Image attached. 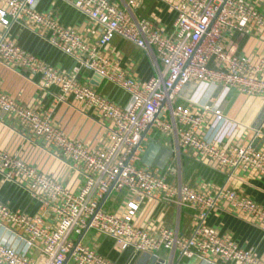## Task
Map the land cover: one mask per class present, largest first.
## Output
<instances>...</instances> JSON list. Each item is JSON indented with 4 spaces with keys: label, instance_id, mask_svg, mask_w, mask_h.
I'll return each instance as SVG.
<instances>
[{
    "label": "built area",
    "instance_id": "1",
    "mask_svg": "<svg viewBox=\"0 0 264 264\" xmlns=\"http://www.w3.org/2000/svg\"><path fill=\"white\" fill-rule=\"evenodd\" d=\"M64 1L100 27L97 41L89 42L75 27L39 12L37 0H0V61L39 74L44 90H58L55 103L45 111L0 90V110L83 182L74 190L64 180L0 148L3 181L20 186L40 205V212L32 214L0 199V225L21 233L27 250L38 249L47 257L45 264H130L118 263L85 244L83 237L91 230L113 239L118 252L131 249L155 255L158 264H189L193 258L207 264H264L254 250L206 224L208 213L225 203L264 230V204L227 185L216 191L206 182L191 186L181 180L178 169L182 154L192 151L201 160L212 161L228 180L237 171L264 178V149L252 143L223 145L220 138L204 134L211 115L215 123L225 126L227 117L219 105L178 103L179 91L191 83H206L223 93L237 88L264 99V58L238 54L225 44L229 32L264 39V14L248 0H158L176 13L173 31L166 33L133 15L131 8L139 0H130L127 8L112 0ZM14 24L44 32L50 45L73 59L71 70L56 68L17 45L9 38ZM115 37L143 50L155 75L138 81L109 59L102 50ZM87 72L124 92L128 102L117 103L83 81ZM70 98L102 119L101 133L92 145L66 134L53 120L57 105ZM155 134L163 136L162 142L152 140ZM152 141L173 151L164 169L138 165ZM114 192L127 196L115 211H109L105 203ZM152 201L193 210L196 221L191 234L140 224L142 208ZM49 214L54 226L46 223ZM27 250L0 241V264H40ZM163 250L171 251L173 259L178 255L179 261H161Z\"/></svg>",
    "mask_w": 264,
    "mask_h": 264
},
{
    "label": "crops",
    "instance_id": "2",
    "mask_svg": "<svg viewBox=\"0 0 264 264\" xmlns=\"http://www.w3.org/2000/svg\"><path fill=\"white\" fill-rule=\"evenodd\" d=\"M122 8H127L130 0H112ZM137 7L131 8L133 15L138 19H147L156 27H160L171 33L176 13L169 6L158 0H139ZM264 14V0H248ZM36 9L42 13L52 14L65 26H73L89 42H95L101 35V29L89 18L79 12L64 0H37ZM9 38L17 45L40 57L46 63L69 71L74 65L73 59L56 49L47 41L44 32L31 25L14 24L9 32ZM225 44L233 47L238 54L250 55L255 59L264 58V39L258 34L240 35L236 32L225 34ZM103 53L112 61L125 68L130 75L138 81H147L155 75L154 68L147 54L132 43L115 37L105 47ZM83 81L101 93L109 96L115 102L126 104L129 97L116 89L111 83L93 73H84ZM0 90L16 98L24 105L45 111L56 100L58 90L56 88L47 91L42 88L39 74L24 69H15L5 66L0 61ZM178 103L193 105L195 103H209L219 105L227 122L224 125L215 123L211 115L204 134L209 138H220L223 145L252 143L259 149H264V99L247 96L237 88H231L226 93L206 83H191L183 87L178 93ZM54 122L71 137L80 139L92 145L101 133L102 119L93 109H87L82 103L73 98L64 103H59L53 115ZM152 140L162 142L163 136L155 134ZM0 148L19 155L27 162L38 166L42 171L62 179L69 187L76 190L83 182L82 177L69 173L64 162L58 160L42 150L35 142H32L20 127L10 117L0 110ZM180 177L183 182L197 187L202 183L210 184L212 191L227 185V187L241 191L264 204V178H256L243 171H237L228 180V176L220 172L210 160H201L192 151L184 152L178 165ZM126 193H112L105 203V208L115 211L126 198ZM0 199L11 204L12 207L36 214L40 212V205L30 194L11 182H4L0 175ZM196 221V213L193 210H179L174 206L158 202L147 203L140 212L139 223H149L152 227L166 226L178 230L183 235L192 232ZM46 223L54 226L53 215L49 214ZM206 224L220 233L229 235L243 248L254 250L264 259V230L254 224L246 216L230 210L223 203L218 209L211 210L206 218ZM0 241L12 245L20 250H27L21 233L13 231L9 227L0 225ZM85 244L95 248L99 253L117 261L118 263L139 264L146 253H134L128 249L118 252L114 248L113 239L94 230L88 231L83 237ZM27 252L40 264L47 262V257L38 249H30ZM171 251L163 250L159 253L161 261H179V256L173 259ZM151 255V254H150ZM187 259H183L185 262ZM189 264H207L199 258L188 260ZM67 264H74L69 261ZM143 264H149L145 261ZM216 264H232L217 261Z\"/></svg>",
    "mask_w": 264,
    "mask_h": 264
},
{
    "label": "water",
    "instance_id": "3",
    "mask_svg": "<svg viewBox=\"0 0 264 264\" xmlns=\"http://www.w3.org/2000/svg\"><path fill=\"white\" fill-rule=\"evenodd\" d=\"M101 78V77H100ZM186 87V86H185ZM173 156L171 149L163 147L160 143L152 141L146 153L143 155L142 164L151 167H158L164 169L167 163ZM149 261V264H158L159 259L155 255L144 254L143 259L139 264Z\"/></svg>",
    "mask_w": 264,
    "mask_h": 264
},
{
    "label": "rangeland",
    "instance_id": "4",
    "mask_svg": "<svg viewBox=\"0 0 264 264\" xmlns=\"http://www.w3.org/2000/svg\"><path fill=\"white\" fill-rule=\"evenodd\" d=\"M138 165H139V166H144V164H142L141 162H140V163H138Z\"/></svg>",
    "mask_w": 264,
    "mask_h": 264
}]
</instances>
